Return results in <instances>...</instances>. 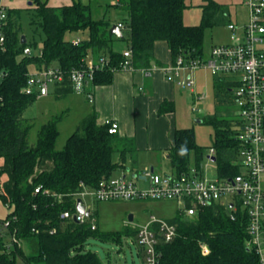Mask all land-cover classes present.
Here are the masks:
<instances>
[{"label":"trees","instance_id":"obj_1","mask_svg":"<svg viewBox=\"0 0 264 264\" xmlns=\"http://www.w3.org/2000/svg\"><path fill=\"white\" fill-rule=\"evenodd\" d=\"M27 1L31 7L8 11L5 50L0 49V201L8 213L0 223L9 221L8 231L0 236V264H101L97 255L85 251L89 239L116 243L121 237H129L136 241V230L128 226L114 233L99 227L91 230L87 222L79 224L61 215L74 212L72 194L80 191L81 184L94 188L119 169L134 171V140L109 135V126L98 124L93 111L82 118L60 150L55 148L59 116L39 127L35 144L31 145L28 135L33 124L23 114L37 99L23 92L27 74L33 68L57 65L65 76L62 87L52 89L59 98L74 93L67 75L72 69L85 67L88 60L108 61V67L94 73L93 86L110 85L124 61L122 53L113 48L115 42H126L134 71L144 73L162 66L154 58L155 43L159 41L167 44L172 63L178 57L201 59L205 54V32L230 24L231 13L228 6L205 0L200 5L199 24L191 26L183 23L186 0H118L107 7L103 16L93 12V5L80 1L63 7H48L45 0ZM110 10L122 16L128 34L125 38L111 33ZM23 17L31 35L29 40L25 36L26 43L21 44V36L25 35ZM73 36L80 39L77 45L72 43ZM26 47L35 53L40 48L41 57L35 53L24 56ZM212 87L214 96L223 93L230 97V87L223 80L216 77ZM173 111V103L163 102L158 113ZM201 120L214 132L210 148L215 150L218 177L234 176L239 172L232 165L240 147L232 137L237 119L213 113ZM173 133L167 158L171 171L181 173L191 164L199 166L209 148L196 145L192 128H175ZM114 153L119 154L117 161L113 160ZM39 186L61 199L35 195ZM167 221L176 224L177 232L174 241L158 247V264H258L256 253L246 246L247 221L241 209L231 215L226 207L211 204L190 220L177 212ZM51 230L55 234H50ZM11 233L24 248L7 246L6 237ZM203 246L208 248L206 255L201 252Z\"/></svg>","mask_w":264,"mask_h":264},{"label":"built area","instance_id":"obj_2","mask_svg":"<svg viewBox=\"0 0 264 264\" xmlns=\"http://www.w3.org/2000/svg\"><path fill=\"white\" fill-rule=\"evenodd\" d=\"M5 1L7 0H0L2 51L5 50L4 31L9 20L8 11L11 10ZM243 6L247 11L245 23L230 22L226 25L229 32L228 44L212 46L201 59L185 60L178 57L174 63L151 68H158L165 81L176 88L188 90L195 102H202L206 95L205 91L196 93V71H207L213 78L217 77L229 85V95L236 106L237 117V121L233 123L232 137L240 146L232 165L238 167L239 172L232 177H218L215 150L209 148L199 166L191 164L181 173L170 171L158 174L147 169L143 173L135 174L134 178L132 175L128 178L129 174L125 173L101 179L94 188L81 184L80 191L72 194L74 212L65 211L61 215L63 219H71L79 224L87 222L91 230H96L98 226L91 210L86 206L85 198L95 203L168 201L180 206L178 213L186 220L195 217L205 206L211 204L226 207L231 215L241 209L245 212L247 221L246 234L249 239L246 246L256 253L258 264H264V0H243ZM117 27L125 29L122 24ZM79 42L80 39L76 38L72 43L77 45ZM34 53L31 47L23 49L24 56L31 57ZM35 54L41 57V49L38 48ZM122 57L124 61L118 71L133 72L131 51L125 50ZM108 66L109 63L104 58L88 60L85 67L80 70L72 69L68 73V85L75 94L84 95L87 102L92 104L94 73ZM27 77L23 92L36 99L49 96L52 89L62 87L65 83V76L57 65L33 68ZM192 110L199 111L196 107ZM105 124L109 126V135L118 133L117 122L106 121ZM39 193L58 199L62 197L42 190L41 186L34 190L35 195ZM77 199H81L84 210L89 211V215L76 210ZM8 226L7 220L0 223L1 237L8 231ZM126 226L136 230L135 239L142 256V264H158L161 256L158 247L161 243L174 241L177 232L176 224L155 216H150L144 224L127 222ZM50 234H55V230H51ZM6 241L8 247L20 243L14 233L8 234ZM201 252L203 255L208 254L207 246H203Z\"/></svg>","mask_w":264,"mask_h":264},{"label":"crops","instance_id":"obj_3","mask_svg":"<svg viewBox=\"0 0 264 264\" xmlns=\"http://www.w3.org/2000/svg\"><path fill=\"white\" fill-rule=\"evenodd\" d=\"M45 1L47 2L48 7H63L64 5H72L74 2L80 1L85 5H93V12L103 16L107 7L109 5L116 4L118 0ZM204 1L205 0H200L199 5L197 6L199 9V13L201 12L200 5H202ZM212 1L223 4L218 2L217 0ZM5 3H7L9 9L12 10H20L31 7V3L27 0H7L5 1ZM240 6L243 11L245 10L243 20L241 22L231 20V22L244 24L247 18V11L245 9V6H243V0ZM228 8L229 12L231 13V19L233 18V15L234 18H237V13L235 12L234 14V9L231 8L230 10V5L228 6ZM108 15L113 20V24H122V16L118 15L115 10H110ZM200 17L201 13L197 22L190 23L186 22V20L184 21L183 19V23L191 26L198 25L200 22ZM125 31L127 30H121L123 36L122 38H125L128 35ZM76 38H78V36L72 37V39ZM228 43L229 41L221 45ZM127 47L128 46H126L125 49L122 50H120L119 48H113L114 50L123 53L128 49ZM209 50L205 49V54L208 53ZM154 58L157 59L162 64V66L172 63L166 43L160 41L155 43ZM113 75V81L110 85L91 87V90L94 94V101L92 104H89L87 102L84 95L75 93L57 98L52 91L49 96L39 98L38 100H42L43 105L47 107V112L44 115L46 116L45 119L48 120L53 116H59V122L57 125L59 135V128L61 124L65 122V120H67L69 115H79L80 122L83 117L95 111L97 114L98 124H105L106 121L117 122L119 126L117 135L126 138L129 137L134 140V149H136L137 151L136 168L134 169V171H131L130 169L122 171V169H119L116 172L119 173V175L127 173L128 170L129 174L131 175L143 173L144 170L147 169H152L154 172H156L155 167L156 164H158L159 156L161 155L162 160H167L168 151L173 144V132L177 127L173 126V122L170 117H172L171 114L175 111V100L177 98L176 91H180L181 89L176 88L172 83L170 84L166 82L163 74L158 68L153 69L148 73H144L143 71L115 72ZM194 78H196L195 73ZM140 88L142 89V91H140ZM163 102L173 103L174 111L172 113L159 115L158 110L161 106V103ZM75 125H77V123ZM142 153L143 155H146L145 157L146 159H148V163L143 165V168H140V166L138 165L140 164V160L142 159ZM161 172H164V170H162ZM1 213L0 219H4L8 214ZM131 216L132 220L130 222L133 224H144L148 220L146 219L145 222H137L134 220V216ZM127 222L130 223L129 221H125L123 223L124 226H126Z\"/></svg>","mask_w":264,"mask_h":264},{"label":"rangeland","instance_id":"obj_4","mask_svg":"<svg viewBox=\"0 0 264 264\" xmlns=\"http://www.w3.org/2000/svg\"><path fill=\"white\" fill-rule=\"evenodd\" d=\"M220 3L230 5L237 13V18L231 20L236 22H241L244 18L243 9H241L242 0H217ZM200 0H186L187 8L184 10V21L186 22H197L200 16L198 5ZM240 6V7H239ZM232 9V10H233ZM23 32L27 39H30V32L25 28L26 26V17H23ZM226 25L215 26L211 30H207L204 36L205 49H210L212 45H218L227 43L229 41V32ZM127 32V31H125ZM114 48H119L120 50L125 49L126 42L120 41L119 43H114ZM196 79V93L206 92V95L202 102H195L192 94L188 90L185 91H176V106L175 111L171 114V120L173 126L177 128H192L195 133V142L198 147L201 148H210L213 142L212 128L203 122L201 119L203 116L208 114L217 113L230 119H237L235 117L236 106L233 100L228 97L226 94L214 96V89L212 87L213 78L209 72L204 70H199L195 72ZM193 107H196L199 111L195 112L192 110ZM47 112V107L43 105L42 100H36L23 114V117L27 119L29 124H33V128L29 132V142L31 145L35 144L37 139L36 134L39 127L48 121L45 119V113ZM79 115L71 114L63 122L59 128V138L56 142V149L60 150L65 141L68 139L69 135L74 132L77 126L82 122H79ZM77 123V125H75ZM76 126V127H75ZM143 155V153L141 154ZM142 156L140 160V168H143V165L148 163V159ZM119 158L118 153L113 154V160L117 161ZM161 155L158 159V164H156V172L159 174L162 170L164 172H170V165L167 160H160ZM1 163V159H0ZM115 176L119 173L115 172ZM131 177V174L127 175ZM139 184V183H138ZM140 185V184H139ZM142 185V184H141ZM86 206L91 210L93 218L98 225L99 230L104 232H115L121 231L124 227V222L128 221L130 215L134 216V220L137 222H145L146 219H149L150 215L155 216L156 218H161L165 220H171L175 218L180 206L176 203L168 201H115V202H100L95 203L91 202L89 198H85ZM7 213L6 207L0 201V213ZM1 213V214H2ZM120 242H107L104 240L98 239H89L86 243L85 251H89L97 255L101 261V264H142V256L139 254V248L136 241L132 240L129 237H121ZM18 247L24 248L22 243L18 244Z\"/></svg>","mask_w":264,"mask_h":264},{"label":"water","instance_id":"obj_5","mask_svg":"<svg viewBox=\"0 0 264 264\" xmlns=\"http://www.w3.org/2000/svg\"><path fill=\"white\" fill-rule=\"evenodd\" d=\"M31 5V4H30ZM110 31L112 34H114L116 37L122 39V32L121 30L117 27L116 24H113L111 27H110ZM26 43V37L25 35H22L21 36V44H24ZM212 161H214V158H212ZM127 173L129 174V170L127 171ZM132 177H136L135 174H132ZM76 210L81 213V214H85V215H89V211H85L84 210V207H83V204H82V201L81 199H77L76 201ZM75 220V219H74ZM132 220V216L130 215L128 217V221L130 222Z\"/></svg>","mask_w":264,"mask_h":264}]
</instances>
